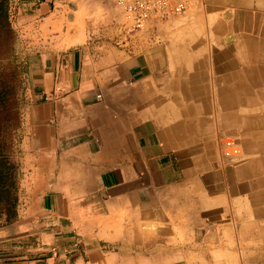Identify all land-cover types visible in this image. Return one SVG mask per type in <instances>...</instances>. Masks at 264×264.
<instances>
[{
    "label": "crops",
    "instance_id": "1",
    "mask_svg": "<svg viewBox=\"0 0 264 264\" xmlns=\"http://www.w3.org/2000/svg\"><path fill=\"white\" fill-rule=\"evenodd\" d=\"M18 7L23 163L0 264H264V0H194L129 35L121 17L90 32L99 0Z\"/></svg>",
    "mask_w": 264,
    "mask_h": 264
},
{
    "label": "rangeland",
    "instance_id": "2",
    "mask_svg": "<svg viewBox=\"0 0 264 264\" xmlns=\"http://www.w3.org/2000/svg\"><path fill=\"white\" fill-rule=\"evenodd\" d=\"M20 1L0 0V6L4 8L7 18L0 22V156L15 166L18 180L23 163L20 144L28 74L26 58L22 54L24 39L11 28V23L18 18ZM114 1L99 0L100 7L87 13L85 26L90 32L103 31L109 26L111 18L121 17Z\"/></svg>",
    "mask_w": 264,
    "mask_h": 264
},
{
    "label": "built area",
    "instance_id": "3",
    "mask_svg": "<svg viewBox=\"0 0 264 264\" xmlns=\"http://www.w3.org/2000/svg\"><path fill=\"white\" fill-rule=\"evenodd\" d=\"M194 0H115L122 22L121 31L125 35L150 28L157 23L182 15ZM221 153L226 159L239 156L240 149L231 139L223 142Z\"/></svg>",
    "mask_w": 264,
    "mask_h": 264
},
{
    "label": "trees",
    "instance_id": "4",
    "mask_svg": "<svg viewBox=\"0 0 264 264\" xmlns=\"http://www.w3.org/2000/svg\"><path fill=\"white\" fill-rule=\"evenodd\" d=\"M6 19L5 10L0 6V22ZM9 163L11 162L0 156V215L13 219L17 203L18 177L15 166Z\"/></svg>",
    "mask_w": 264,
    "mask_h": 264
},
{
    "label": "bare ground",
    "instance_id": "5",
    "mask_svg": "<svg viewBox=\"0 0 264 264\" xmlns=\"http://www.w3.org/2000/svg\"><path fill=\"white\" fill-rule=\"evenodd\" d=\"M245 115V114H244ZM110 121V120H109ZM107 127V126H106ZM122 132V131H121ZM92 167V166H91ZM181 211V210H180ZM181 219V218H180ZM155 222V221H154ZM208 248V247H207ZM217 248V247H216ZM231 248V247H230ZM215 249V248H214ZM197 252H198V250H197ZM209 253V252H208ZM202 256V255H201Z\"/></svg>",
    "mask_w": 264,
    "mask_h": 264
}]
</instances>
